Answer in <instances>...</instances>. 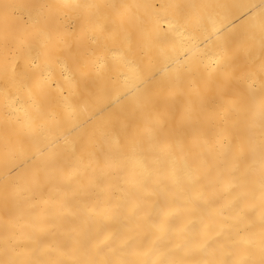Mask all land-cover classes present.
<instances>
[{
	"label": "snow or ice",
	"instance_id": "snow-or-ice-1",
	"mask_svg": "<svg viewBox=\"0 0 264 264\" xmlns=\"http://www.w3.org/2000/svg\"><path fill=\"white\" fill-rule=\"evenodd\" d=\"M0 264H264V0H0Z\"/></svg>",
	"mask_w": 264,
	"mask_h": 264
},
{
	"label": "bare ground",
	"instance_id": "bare-ground-1",
	"mask_svg": "<svg viewBox=\"0 0 264 264\" xmlns=\"http://www.w3.org/2000/svg\"><path fill=\"white\" fill-rule=\"evenodd\" d=\"M123 101L120 99V93L113 92L109 95H105L101 97L96 104L97 108H107L108 106H111L113 108L119 107L120 104H122Z\"/></svg>",
	"mask_w": 264,
	"mask_h": 264
}]
</instances>
